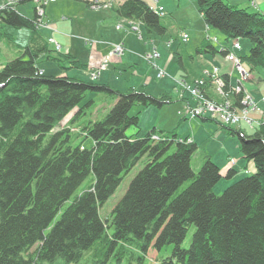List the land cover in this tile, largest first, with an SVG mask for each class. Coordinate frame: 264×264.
I'll return each instance as SVG.
<instances>
[{"label": "trees", "instance_id": "trees-1", "mask_svg": "<svg viewBox=\"0 0 264 264\" xmlns=\"http://www.w3.org/2000/svg\"><path fill=\"white\" fill-rule=\"evenodd\" d=\"M13 1L0 7V24L27 28L31 35L21 46L5 34L21 54L0 67V264H144L151 248L167 245H174L171 263L264 264V123L252 134L233 128L239 123L220 124L238 136L243 158L255 163L256 172L217 195L221 168L206 156L195 171L198 144L193 139L156 127L144 137L127 134L140 124L139 113H130L135 105L163 106L173 101L170 96L136 88L121 91L65 72L44 73L38 66L43 55L65 71L86 65L53 49L56 43L40 32L46 5L39 13L34 7V16L28 17L18 6L34 0ZM196 6L206 25L221 30L227 41L250 40L241 60L251 72L264 67L263 12L225 0H197ZM114 10L149 32L166 33L162 17L146 0H124ZM200 48L199 53L217 52L208 39ZM223 77L228 92L230 76ZM88 92L105 94L106 114L80 122L95 102L83 103ZM230 94L242 109L244 94ZM77 125L82 126L77 130ZM78 137L92 138L93 147L84 148ZM143 159L144 167L104 220L100 208ZM236 173L231 168L226 177ZM90 175L88 186L77 194Z\"/></svg>", "mask_w": 264, "mask_h": 264}, {"label": "rangeland", "instance_id": "rangeland-1", "mask_svg": "<svg viewBox=\"0 0 264 264\" xmlns=\"http://www.w3.org/2000/svg\"><path fill=\"white\" fill-rule=\"evenodd\" d=\"M166 1L167 11L168 13L171 11L172 13L169 15H164V18H162L163 24L168 28L167 33L164 35H159L155 32H149L144 24L134 19L122 17L123 20L117 23L118 29H125L127 32L133 33L135 44H133V49L128 50H130V53L134 52L140 60L136 62V69L128 68L130 70L128 74H120L115 72L118 78L121 79L112 80L118 84L120 81L128 80L133 82L132 85H136L134 83L135 81H138V78H146V86L141 84L137 86L139 89L146 91L153 96H161L164 94L172 96L173 101L171 103H166L163 106L150 105L143 107L141 105H135L130 113L132 115L139 113L140 124L138 128L130 127L127 130V134L133 138L144 137L148 132L156 127L159 131H174L181 137L187 135L194 137L196 143L198 144V149L192 158V166L197 172L202 166L206 156L216 154V151L221 149V146L223 142L226 141V139L229 140L228 145L231 143L234 145V147L238 143L236 140L239 141L238 136L231 135L227 127H223L224 122L221 120L220 115L225 110L230 111V113L231 111H234L243 117L244 122H240L238 124L240 127L232 126L233 128H241L242 130L247 128V132L253 133L261 123H264V113H262L264 108H262L259 101L255 98L251 92V89L246 87V84L251 82L252 77L247 81H242L240 79V84L245 89V93L247 96H249L248 100L250 101L247 110L243 111L236 108V99L234 96L224 92L222 81H218L219 75L212 74L214 68L218 67L217 65H212L210 68L205 69L202 76H198L199 73L201 74V71L198 70V67L202 68V65L193 60V58H196L197 55V48H194V46L197 44L199 38H201L199 35L205 38L204 27L201 28V31H199L197 37L195 35L197 31L193 32V29L187 26L186 21H188V17L184 15V10L182 12L180 7H178L177 0ZM186 1L193 7H197V0ZM225 1L230 4L237 5L240 8H247V10L250 12H255L259 9L258 6H255L256 1L254 0ZM97 2H109V8H107L105 5L101 7L90 6L86 0H34L19 5L18 10L25 16L32 17L34 16V7L37 8V12L39 13L42 11L43 5H46V16L44 17L45 21L43 20L44 23H42V26L39 29L40 32L47 40L54 38L56 39V43L60 44L63 48V50H61L59 53H66L68 49H70L73 53L79 56V59H86L88 62L90 55L93 53V45L95 47V45H97L101 40L102 36L105 37L106 34L108 36L110 34H114V32L108 30L107 27H105L108 25V23H106L108 21L100 20H102L103 13L105 11H110L113 13L114 10H111L110 7H113V5L117 4L118 0H91L92 4ZM7 3L13 5L15 4L13 0H0V7L7 5ZM97 10H101V13H97ZM198 14L200 15L199 12ZM175 18L178 20L177 23L174 21ZM127 24L129 25L127 26L128 28L125 27ZM204 26L206 27L205 23ZM209 28L210 27L207 26L206 31H208ZM183 30L188 31L189 35L191 36L188 43H182V41L178 39L180 33L183 32ZM7 33L14 36L17 43L21 46H24L29 42L31 35V31L27 28L17 29L8 25L3 26L0 24V67L6 64L12 58L14 59L19 54H21L17 47H13L12 44L8 42L6 38L7 36L5 35ZM210 34H217L220 40L227 42L226 35L218 28L211 26ZM172 36L176 38V41L180 45L179 47L176 45L173 47V49H171L170 41H172ZM86 45L89 49H91V54L90 50L86 48ZM117 46L122 48V53H115L113 56H111V52H113ZM250 46V40L248 38H242V50L240 53L242 55L248 54ZM52 48H56V45L52 44ZM125 51L126 48L122 43L113 44L106 55L97 54V58L95 57L96 60H93L94 62L92 61L91 56L90 61L95 66H98L100 63V66L105 60L111 61V59L114 57L122 56ZM59 53L53 52L52 54L54 56H59ZM181 58H183L184 63H186L190 68L191 74L187 73L182 68L180 62ZM38 62V66L43 70L44 73L48 75H58L62 72H65L66 75L71 77L80 78L79 76H81V78L87 82H94L90 78V74L96 73L94 70L90 72V74L86 73L88 72L87 70H85L86 72L83 71V68H73L65 71L59 66L57 62L50 60L47 55H43ZM107 68L108 67L102 70L97 68V82L102 83L108 80V77L106 76L108 73L103 71ZM134 69L137 71L139 76L134 72ZM257 69L263 70L264 67ZM79 70L80 72L76 73V71ZM238 80L239 75L236 78V84ZM123 89L127 90L128 88L126 89V87H124ZM91 99H95V102L94 104H90L85 108L86 113L83 117H81L79 120L80 122H85L86 120H97L100 118L102 119L106 114L105 103L108 98L105 96V94L88 92L83 103H86ZM188 106L205 108L211 120L203 121L202 117L205 115L195 116L192 113L188 116L185 115L186 119H184V111L185 109L189 108ZM254 113L260 114L261 117L258 118L254 116ZM245 117L254 119V121L250 124L246 121L247 119ZM220 124H223V126ZM244 125H247L252 129ZM81 126L77 125V130ZM242 126L244 128H242ZM217 133H223V136H218L216 135ZM76 140L77 143H82L84 148L87 149L92 148L94 145V141L90 137H78ZM189 140H192V138H189ZM234 157H239V161H244L246 164L251 162L255 167V163L253 161H248L243 158L241 151ZM231 159L233 158H229V162ZM144 165L145 163L143 159L128 174H126L115 193L100 208V214L104 220L109 218L116 204L126 193L132 179L138 174ZM247 169V173H245V168L238 166V172L232 178L222 176L221 180L214 187L215 194L222 195L226 188L233 185L242 176L254 174L256 172V168L253 171L249 166H247ZM91 179L92 175H90L83 182V184L78 189L77 194L88 186ZM226 182L231 183L227 184ZM69 203H67V205ZM194 230L195 229L193 226L190 229L183 244L184 247H190ZM173 249L174 245L164 246L161 250L151 248L148 252L147 258L144 261V264H177L175 260H173V263L170 262V259H172ZM121 264L131 263L125 260Z\"/></svg>", "mask_w": 264, "mask_h": 264}, {"label": "crops", "instance_id": "crops-1", "mask_svg": "<svg viewBox=\"0 0 264 264\" xmlns=\"http://www.w3.org/2000/svg\"><path fill=\"white\" fill-rule=\"evenodd\" d=\"M123 1L124 0H118L117 4L113 5V7H110V9L114 10V8L117 7ZM146 1L152 7L156 6V4L153 3L151 0H146ZM254 1H256V5L255 6L259 7V9L257 11H261V12L264 13V0H254ZM166 3H167L166 0H159L158 5L159 6L161 5V6L164 7L165 15H169L172 12L169 11L170 13H168ZM177 5H178V7H180V10L182 12L184 10V15H186L188 17V21H186V24H187V26L189 28L193 29V32L197 31L195 33V35L197 37H198L199 31H201V28L204 27L205 38L203 36L199 35V37H201V38H199L197 44L194 46V48L195 47L197 48L196 49V54L197 55H196V58L192 57L194 61H197L200 65H202V68L198 67V70L201 71V74L199 73L198 76H200V75L202 76L203 71L205 69L210 68L212 65H217L218 67H220L221 73L231 76L232 83L236 84V78L238 77V73H237V71L234 68V63L229 61L226 58L225 54H223L221 52V49L224 46L225 47H230L231 46V41L232 40L224 42V41L220 40V38H219V36H217V34L211 35L210 34L211 27L209 28L208 31H206L207 25H206V27L204 26L205 20H204L202 14H200V15L198 14L199 11H197L198 10L197 7H193L186 0H177ZM107 8H109V6ZM96 12L97 13H101V10L100 11L97 10ZM45 16H46V14H45ZM162 18H164V17H162ZM103 20L108 21V22H106V23H108V25H106L105 27H107L108 30L114 32V34H110L109 36L106 34L105 37L102 36V38L99 41V43L97 45H95V47L93 45L94 48L92 47V51H93L92 54H91V52H92L91 49H89L87 47V45H86V48L90 50V54H91L90 57H89L88 62H87L86 59H84V60L79 59V56H77L75 53H73L70 49H68L67 52L71 53L74 56V58L76 60H78L81 64H85L86 67L83 68V71L87 70L88 72H86V71L85 72L87 74L88 73L90 74V71L92 69H95V65L90 61L91 56H92V61L96 60L95 57L97 56V54L98 55H106L108 53V51L111 49V46L113 44L122 43L124 45V47L126 48V51H125V53L122 56L114 57V58L111 59L109 65H108V68L106 70H103V71H106V73H108V75H106L108 77V80L106 82H102V83L109 84L111 87H113L115 89H118V90H121V91L125 90V89H123L124 87H126V89L127 88L128 89L129 88H136L138 90H141L137 86H139L141 84L146 86V81H147L146 78L145 79L142 78V77H140V79L138 78V81H135V83H134L136 85H132L133 82L128 81V80L120 81L119 84L113 82L114 79H121V78H118V76L116 75L115 72H118L120 74H123V73H127L128 74L130 72L129 69H131V68H135L136 69V67H137V63L136 62L139 61L140 59L135 55L134 52L130 53V50H128V49H133V44H135L133 33L132 32H127V30H125V29H118L117 28V23H119L121 20H123L122 17L118 16V14L116 13L115 10L113 11V13L110 12V11L109 12L105 11L103 13V18L100 21H103ZM174 21H175V23H177L178 20L175 18ZM173 24H174V22H173ZM127 26H129V25L127 24L125 27L128 28ZM167 31H168V28L166 30V33H167ZM193 32H192V34H193ZM183 33L188 34V40L187 41H183V38H182ZM209 36L217 37L219 39V43H211L217 49V52H215V53H212V52H200L199 53L198 49H201L200 47L202 46L203 42L205 40H207V38ZM190 38H191V36L189 35L188 31H184L183 30V32L180 33L178 39L180 41H182V43H184V42L188 43ZM54 40L56 41L55 38H54ZM171 40H172V41H170L171 42V46H170L171 49H173V47L176 46V45H177V47L180 46L179 43L176 41L175 37L172 36ZM240 55H242V54L240 53ZM86 63H88V64H86ZM181 65H182V68L187 73H190V68L188 67V65L186 63H184L183 58H181ZM259 68H261V67H259ZM135 69H134V72L138 75V73H137V71ZM258 70H260V69L256 68L252 72L251 82L249 84H246V87L251 89V92L253 93L255 98L259 101V103L262 106V108H264V102H263V99H264V69L260 70V71H258ZM77 72H80V70L76 71V73ZM78 76H79V74H78ZM79 77H80V79H82L81 76H79ZM138 83H140V84H138ZM164 95H167V94H164ZM161 96H163V95H161ZM161 96H157V97H161ZM170 97L172 98L171 95H170ZM253 115L258 117V118L261 117V115L258 114V113H254ZM244 126L249 127L247 125H244ZM242 128H244V127L242 126ZM249 128H251V127H249ZM244 130L247 131V128H245ZM218 132H220V131H218ZM247 133L252 134V132H247ZM216 135H218V136L222 135L223 136V133H217ZM224 136H225V134H224ZM186 137H190V138H192L194 140V142H196L195 138L192 137V136H189V135L182 136V138H186ZM226 137H227V135H226ZM231 140H234V139H231ZM228 142H229V140L226 139V141L223 142V144L221 146V149L216 151V154H211L210 155V157L220 166L222 176H226L228 171H229V169H230V167H229V158H235L236 159L237 162L233 166V168L237 172H238V170H237L238 166L244 167L245 169L247 168V166H249L254 171L255 167L253 166V164L251 162H248L246 164L244 161H239V159H240L239 157L238 158L234 157V156L238 155V153L241 151L240 150V142L236 140V142H238L237 143L238 145L236 144L235 147L231 143H229L230 145H228ZM226 183L230 184L231 182H226Z\"/></svg>", "mask_w": 264, "mask_h": 264}, {"label": "built area", "instance_id": "built-area-1", "mask_svg": "<svg viewBox=\"0 0 264 264\" xmlns=\"http://www.w3.org/2000/svg\"><path fill=\"white\" fill-rule=\"evenodd\" d=\"M152 2L157 3L158 0H152ZM155 12L158 15H163L164 14L163 6L156 5ZM182 38H183L184 41H187L188 40V34L183 33ZM208 39L210 41H213V42H218V38L217 37L209 36ZM60 48H61L60 45H58V49H60ZM121 49L122 48L120 46H117L116 49H114V51L111 52L110 55L113 56L115 53L116 54L122 53ZM222 49L227 51L225 56H226V58L229 61L234 63V68L237 70V73L239 75V80L237 81V84H233L232 83L231 76H230V90L228 92L237 93V94L242 92L244 94L243 99H242L244 107L242 109H240V110L246 111L247 108L249 107L248 104H249L250 101L248 100L249 96H247V94L245 93V89L240 84V79L242 81H247L248 79H250L252 77V72L249 70L248 66L245 63L242 62L241 56L239 55V51L242 50L241 38L233 39L230 47H225L224 46ZM109 62H110L109 60H105L102 63V65L99 66V64H100L99 63L98 66H95V67L99 68L101 70L105 69L108 66ZM220 70L221 69L219 67H215L212 74L219 75L218 81H222L223 90H224V87L226 86V82H225L224 77H223V75H222ZM95 72L97 73V70ZM96 73H94V74L92 73V75H91L92 80L98 79V75ZM228 92H225V93L230 94ZM188 107L189 108L185 109V111H184V116L185 115L188 116L191 113L193 115H195V116L196 115L208 116L207 110L205 108H202V107L201 108L200 107L197 108L195 106L194 107L188 106ZM262 113H264V111H262ZM220 117H221V120L224 122V124H234V123H240V122L244 121L243 117L241 115L235 113L234 111H231V113H230V111L225 110L220 115ZM245 118L247 119L246 121L249 122L250 124L254 121V119H250V118H247V117H245ZM234 162H235V159H231L230 160V164H233Z\"/></svg>", "mask_w": 264, "mask_h": 264}]
</instances>
